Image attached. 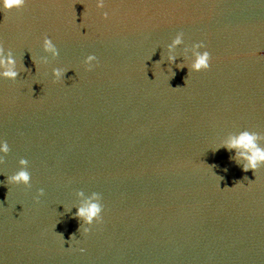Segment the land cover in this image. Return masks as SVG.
Here are the masks:
<instances>
[{
    "label": "water",
    "instance_id": "water-1",
    "mask_svg": "<svg viewBox=\"0 0 264 264\" xmlns=\"http://www.w3.org/2000/svg\"><path fill=\"white\" fill-rule=\"evenodd\" d=\"M178 32L207 70L154 63ZM44 36L59 55L35 66ZM0 45L19 70L0 79V264H264V165L213 151L244 129L264 147L262 0H28L0 12ZM20 158L30 187L6 183ZM81 190L103 205L87 235Z\"/></svg>",
    "mask_w": 264,
    "mask_h": 264
},
{
    "label": "clouds",
    "instance_id": "clouds-1",
    "mask_svg": "<svg viewBox=\"0 0 264 264\" xmlns=\"http://www.w3.org/2000/svg\"><path fill=\"white\" fill-rule=\"evenodd\" d=\"M28 0H0V12L7 13L13 9H22ZM264 2V0H262ZM96 9H105L107 0H93ZM84 11L82 13V16ZM101 16L103 19H108L109 12L102 11ZM74 22H76V13L73 14ZM82 22V20H81ZM80 22V23H81ZM182 47L180 57L182 60L177 62V49ZM43 52L46 54L37 60L32 57L31 59L35 66L38 63L47 64L49 62V57L55 59L59 55V51L56 45L53 43L52 39L48 36H44L41 45ZM155 53V52H154ZM153 53V54H154ZM166 55V60L168 65L175 64L176 69L187 68L188 72H200L202 70H207L210 67L211 55L207 50L205 44L201 42L192 43L190 46L184 42L183 32H178L171 42L166 45V54L161 53L160 59L154 63H161L164 61ZM259 55L264 56V50L259 51ZM151 59V57H150ZM99 63L97 57L94 54H88L84 60L83 65L86 71H91ZM21 68L25 69L21 63ZM27 70V69H25ZM69 69L54 67L52 69V76L55 81H60L64 78V74ZM172 71V77L175 72ZM19 70L17 68V60L13 55L11 50H5L2 45H0V79L16 80L18 77ZM177 86L176 88H178ZM262 136L257 132L249 131L247 129L238 131L236 133L228 134L213 151L220 148L231 152L229 159L233 161L242 171L247 172L248 170L255 171L264 165V147H262L259 141ZM10 151L9 144L6 140L0 139V164L4 162V156H6ZM28 160L25 158H20L18 161L19 169L13 174L6 176V183L13 185H24L25 187L31 186V175L28 171ZM220 177V176H219ZM222 177H220V180ZM3 183V182H0ZM227 187V186H225ZM43 195V189L37 190V197ZM78 198V204L74 207L76 211L71 213L79 221L78 232H82L87 235L90 231V227L94 222H99L101 220V213L103 211V205L101 204V196L97 192H92L89 195H85L84 191H77L75 193ZM64 212H71V209H65ZM63 239V234L58 233ZM75 234H71L69 241L74 238ZM64 240V239H63ZM65 242V241H64ZM83 252L84 249H81Z\"/></svg>",
    "mask_w": 264,
    "mask_h": 264
}]
</instances>
